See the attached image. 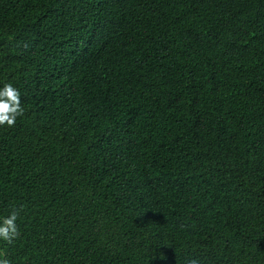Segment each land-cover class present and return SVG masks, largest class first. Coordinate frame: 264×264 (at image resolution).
I'll return each instance as SVG.
<instances>
[{"label":"trees","instance_id":"trees-1","mask_svg":"<svg viewBox=\"0 0 264 264\" xmlns=\"http://www.w3.org/2000/svg\"><path fill=\"white\" fill-rule=\"evenodd\" d=\"M8 264H264V0H0Z\"/></svg>","mask_w":264,"mask_h":264},{"label":"clouds","instance_id":"clouds-1","mask_svg":"<svg viewBox=\"0 0 264 264\" xmlns=\"http://www.w3.org/2000/svg\"><path fill=\"white\" fill-rule=\"evenodd\" d=\"M24 109L21 106L20 92L11 83L0 89V126H14L16 118L22 116ZM19 211L13 210L8 216L0 218V239L12 243L19 236L16 221ZM0 264H8L6 259L0 260ZM188 264H198L196 259L188 261Z\"/></svg>","mask_w":264,"mask_h":264}]
</instances>
